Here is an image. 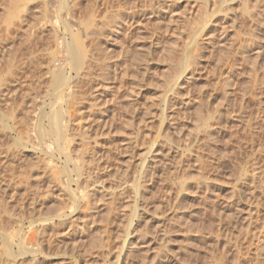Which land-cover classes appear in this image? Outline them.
I'll use <instances>...</instances> for the list:
<instances>
[{"label": "rangeland", "instance_id": "rangeland-1", "mask_svg": "<svg viewBox=\"0 0 264 264\" xmlns=\"http://www.w3.org/2000/svg\"><path fill=\"white\" fill-rule=\"evenodd\" d=\"M77 1L83 21L111 7L110 16L122 10V26L101 29L97 42L108 48L103 78L85 84L70 143L38 133L37 111L27 120L31 129L25 125L34 104L48 113L56 106L48 79L10 84L0 97V232L17 218L26 223L80 207L44 236L37 225L40 233L29 235L44 238L49 257L23 264H264V0ZM13 8L0 0V31ZM5 39L1 72L11 45ZM178 73L181 86L170 89ZM144 158L154 167L142 178ZM86 191L91 205L81 199ZM164 251L169 261L157 257Z\"/></svg>", "mask_w": 264, "mask_h": 264}, {"label": "bare ground", "instance_id": "bare-ground-1", "mask_svg": "<svg viewBox=\"0 0 264 264\" xmlns=\"http://www.w3.org/2000/svg\"><path fill=\"white\" fill-rule=\"evenodd\" d=\"M10 1H11L12 5L14 6V8L9 13V15L6 16L3 31H2V29L0 31L1 41H3L2 38H6L5 40L10 41V43H11L10 47H8L6 52L4 51V53H3L4 55H2V58L4 56L6 57L5 58L6 60L4 59L6 61V62H4V63H6V69L5 70L3 69L4 70L3 72L0 71V97L2 98V96L5 92H6V95H9V93H10L9 92V90H10L9 85L10 84H12V85H15L18 83L22 84V81L24 83V82H27L28 80L31 81V82L28 81V83H31V84L36 83L37 84V82L39 80H41L42 77L48 79L50 82V83H48V84H50L49 85L50 89L47 87L46 92H48V94L55 99L56 106L54 108H52V110L48 113L45 110V108L47 107V106H45V104L43 105L42 109H40L39 107L37 108V105L34 104V105H36V110H35V107L33 105L32 110L25 112V117H26L25 122H27V120H29V116L31 115L32 112L37 111L36 112L37 122L34 121V117H35L34 116L33 121L35 123L32 124V126H34L35 129L37 128L38 133L49 134L50 136H52V138H55L60 143H70L71 140H69V137L67 135L69 133L68 129H70L69 127H72L70 125L74 121L73 117L75 116V113L81 114V112H82L81 111V108H82L81 100L83 97V89L86 87L85 84L95 82L94 79L96 77L99 78L101 76L100 72H101V70L104 72V70H103L104 63L106 62V59H108V55H106L108 53L104 54L108 48L103 49L104 46L102 49L100 48V44L97 42V39L99 38L98 36L101 35L100 32H102V30H101L102 28L103 29L104 28H106V29L107 28L108 29L109 28L110 29L115 28L114 30H117V29L119 30L121 28V26H122V21H121L122 20V15H121L122 13L121 12H122V10H118L117 12L115 11L116 12L115 14L112 11L113 16L112 15L110 16L111 7L106 8L103 6L104 11H102L100 13H96V12L94 13L93 12L87 21L85 19L83 21V19L79 18L81 16L77 17V14H76L78 11V7H79V5H78L79 2L77 0H10ZM54 1L57 2L58 7L54 8L55 9L54 11L49 12L50 9L48 11V7H50L51 5L48 6V4H51L50 2L53 3ZM35 2L40 3L41 6H37V8L40 7L41 9L40 8L35 9L36 11L34 13L32 12L33 13L32 14L31 10L29 9V5L33 4ZM38 3H36V4H38ZM91 5H93V4H91ZM106 5L108 6V4H106ZM258 6H259V2H258ZM208 8H209L208 3H206L205 4V13L207 16L205 17L206 21L204 23H207L208 19H209V16L207 14ZM245 8H248V7L246 6ZM248 9H245V13L247 12V14L249 11ZM258 9H260V7ZM258 9H256V10H258ZM256 12H258V11H256ZM261 12L262 11H260V13ZM48 13H50V14H48ZM31 14H32V16H31ZM51 14H53V15L50 16ZM255 15L252 16V14H251L250 17L253 18V17H255ZM256 17H257V15H256ZM203 20H202V22H203ZM102 37H104V36H102ZM194 37L196 38V35H194ZM195 38L192 39V42H194L193 40ZM1 41H0V43H1ZM15 41L18 42V46H17L18 48H15V44H14ZM88 41L90 42V44H89V46H86L85 42H88ZM95 42H96V44H95ZM192 42H190L188 44V47L191 45ZM196 43H197V40L195 41V44ZM90 46L91 47L93 46V48H91ZM5 53H7V54H5ZM125 53L129 54L130 52L129 51L124 52L123 56H125ZM257 53H259V52L257 51ZM136 55H137V53H136ZM136 55L133 59V62L135 61V63H138L141 58H140V56L137 57ZM126 57H127V55H126ZM141 57H142V55H141ZM257 58H259V55L257 56ZM233 59H235V58L233 57ZM124 61H126V60H124ZM131 62H132V60H131ZM187 62L189 64H192L191 56L188 57ZM234 62H236V61L234 60ZM246 62H248V61H246ZM254 65H251V66H254ZM233 66H235V65H233ZM106 67L108 68V66H106ZM178 68H180V67H178ZM251 68H253V67H251ZM0 70H2V69H0ZM252 70L253 69H251V71ZM178 71H180V70H178ZM192 72H194V70ZM174 73H176V70ZM180 74L181 73L176 74V77L173 75L175 78L174 79L172 78V81L168 82V86L170 89L173 87L176 88V87L181 86L180 85ZM92 77H95V78L93 79ZM101 78H103V75L101 76ZM25 80H27V81H25ZM228 85H229V83H228ZM228 85H226V88L231 87L230 85L229 86ZM29 87H31V86H29ZM94 88H96V87H94ZM257 88H258V86H257ZM48 89H49V91H48ZM107 89L108 88L106 86V90ZM29 90H31V89L28 88V91ZM19 95H21V94H19ZM227 96H228V94H227ZM32 101H33V99H32ZM90 104H91L90 107L91 106L95 107V104H93V103H90ZM52 105L50 106V108L52 107ZM47 108H49V107H47ZM163 112L166 113V110ZM0 114H1V112H0ZM168 115H166V118L168 117ZM38 117H40L42 119H46L48 122V126L45 124L44 120L39 121ZM112 117L114 119V116H112ZM22 123H23V121H22ZM107 123L108 122H106L105 126H107ZM24 124L25 123H23V126H24ZM208 124L209 123L207 120L203 121L201 123V125L205 128V132H206L205 134L208 135L209 139H211L213 134H214V129L211 128L212 126L209 127L210 124L209 125ZM25 125L26 126L28 125L27 127H29L30 124H29V122H27ZM29 129H31V128L29 127ZM0 131H1V129H0ZM28 132H29V130H28ZM27 138L30 139L29 136ZM28 139H27V143L29 142ZM42 141H44V140H42ZM21 142L25 143L24 139L21 140ZM42 145H44V143ZM190 151H191V149H190ZM42 152H43V150H42ZM150 153L153 154V151L150 150ZM46 155H48V153H46ZM33 156H35V154H33ZM155 158L157 159L158 157L155 156ZM155 158H154V161L156 160ZM154 161H153V164H155ZM141 163H142V166L144 169L142 178L150 176L149 175L150 169H152L154 167V165H148L145 158L141 161ZM79 167L80 166H76V169L82 170ZM150 167H152V168H150ZM45 170H47V169L44 168V171ZM45 173H47V172H45ZM86 184H88V183H86ZM140 184H138L139 187L141 186ZM48 185H49V183H48ZM204 185H205V183H204ZM86 187H88V186H86ZM65 189H69V187L67 186ZM84 192H85V190H84ZM82 194L83 195H82L81 199L82 200L87 199L86 200L87 205H91V203H89L88 198L91 199L93 197L90 195L89 191H86V193H82ZM0 202H2V200H0ZM65 203H66V201H65ZM65 203H64V205H65ZM76 203H78V202H76ZM76 203H73V204H76ZM78 205H79V203H78ZM84 205H86V204H84ZM90 208H91V206H90ZM90 208L88 207V209H90ZM138 208H140V207L134 206L135 210L133 209L134 212H132V213L135 217L142 219V215L139 214ZM58 209L59 210L61 209V210L56 212V213H53L49 217L41 218V219L33 217L32 219H30L29 222H26V223L21 222L19 220V218H17V219L13 218L14 221L12 220L13 223L11 222V224H13V225H12V227L9 228L10 230H8V228H7L8 231H6V228H5L4 230H2V232H0L1 239L3 240V242H2L3 244L0 241V244L3 245V246H1V247H3L2 248L3 253H0V264H23L25 262V261H23L24 258L32 257L34 259V261H36L39 258L49 257V255L45 254L46 249L44 248V246H45L44 245V241H45L44 238H43V240L37 239L38 237H35V235H33V233L35 231H37V225H39L41 223L43 226V228H41V229H40V227H38V229H40L39 231L40 232L42 231L41 234L43 232H45L47 228L53 229V228L58 227V226L59 227L64 226L75 214H77L79 212L80 207H77L76 209L70 211L69 213L65 211L66 208H64L65 209L64 210L63 208L59 207ZM242 210H244V209H242ZM80 212H82V211H80ZM241 212H239V214ZM5 214H6V211H5ZM231 216H233V215H231ZM140 219H138V221ZM189 228L190 227H188V229ZM189 230L191 231L192 229L190 228ZM194 230H195V228H194ZM39 231H37V232H39ZM215 231H216V229H215ZM31 232H33V233L30 236L29 234ZM188 233H189V231H188ZM191 233H192V231H191ZM44 234L45 233H43V236H44ZM51 235H52V233L50 234V236ZM38 236L40 237V235H38ZM47 238H49V237H47ZM126 243H127L125 245L126 249L125 248H123V249H125V253L128 252L127 254H128V256H130L131 254H134V249H135L134 244L135 243L133 241L126 242ZM259 244H261V243H259ZM190 246H192L191 243H190ZM15 249H17V250H15ZM244 249H247V248H244ZM0 252H1V250H0ZM186 252H187V250H186ZM3 255H4V257H3ZM118 257H120V255L117 256V258ZM157 257L161 261H169V259H170L168 257V253H166V251H164V253L163 252L159 253L157 255ZM184 261H185V259H184ZM113 264H119V262L113 263Z\"/></svg>", "mask_w": 264, "mask_h": 264}]
</instances>
